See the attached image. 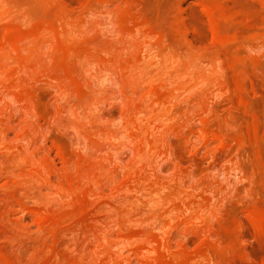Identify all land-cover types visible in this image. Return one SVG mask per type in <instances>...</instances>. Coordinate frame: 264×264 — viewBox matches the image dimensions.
Returning <instances> with one entry per match:
<instances>
[{"label":"rangeland","instance_id":"1","mask_svg":"<svg viewBox=\"0 0 264 264\" xmlns=\"http://www.w3.org/2000/svg\"><path fill=\"white\" fill-rule=\"evenodd\" d=\"M0 264H264V0H0Z\"/></svg>","mask_w":264,"mask_h":264},{"label":"bare ground","instance_id":"2","mask_svg":"<svg viewBox=\"0 0 264 264\" xmlns=\"http://www.w3.org/2000/svg\"><path fill=\"white\" fill-rule=\"evenodd\" d=\"M146 24V23H145Z\"/></svg>","mask_w":264,"mask_h":264}]
</instances>
